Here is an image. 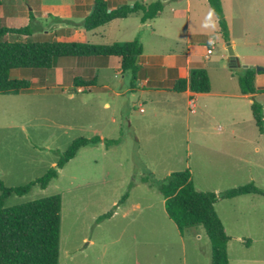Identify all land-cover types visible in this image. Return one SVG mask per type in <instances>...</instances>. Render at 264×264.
Masks as SVG:
<instances>
[{"label":"rangeland","instance_id":"obj_1","mask_svg":"<svg viewBox=\"0 0 264 264\" xmlns=\"http://www.w3.org/2000/svg\"><path fill=\"white\" fill-rule=\"evenodd\" d=\"M1 1L0 26L32 27L30 35L9 33L6 40L85 37L75 31L81 17L61 8L58 0ZM221 1L241 64L263 66L264 0ZM192 3L197 11H208L207 20L215 19L207 0ZM92 33H86L89 41ZM211 38L216 58L221 51L228 53L217 30ZM171 46L163 44L161 50ZM242 69L231 68L227 57L212 68L213 94L197 98L196 113L189 112L181 96L170 101L161 92L126 91L129 78L116 65L96 67L93 58L62 57L48 69L11 70V78L29 79L32 85L17 95H0V180L5 186L41 177L56 164L55 151H65L79 137L98 135L119 142L80 148L45 188L35 185L24 195L12 194L5 206L61 196L58 264H211V245L203 227L180 232L168 217L158 188L143 179L151 174L162 180L171 172L189 169L200 191L218 193L250 182L264 189V133L255 124L251 103L233 98L227 100L226 110L214 94L223 87L219 78L223 73L232 76L238 89ZM77 78L96 81L95 86L80 84L79 89ZM254 99L264 112V90H258ZM234 142L239 150L245 142L248 162L219 154L217 143ZM234 147L233 152L238 150ZM127 191L129 196L121 202ZM215 210L230 237L229 263L264 264V196L221 199ZM110 211L111 216L100 219Z\"/></svg>","mask_w":264,"mask_h":264},{"label":"trees","instance_id":"obj_2","mask_svg":"<svg viewBox=\"0 0 264 264\" xmlns=\"http://www.w3.org/2000/svg\"><path fill=\"white\" fill-rule=\"evenodd\" d=\"M216 15L219 32L222 38L230 41L228 23L224 15L221 0H208ZM2 1L0 0V8ZM164 3L155 0L150 3L135 2L110 9L107 0H93L91 13L79 24L85 30L95 29L113 19L126 18L131 13L141 12V22L145 23L157 17L163 10ZM30 21L34 15L30 13ZM9 33L30 35V23L23 27L0 26V95H17L31 87L29 79H13L10 72L22 68H51L61 57H109L120 58L123 74H128L131 85L138 81L140 65L136 60L143 52L139 38L131 41H116L111 44H92L76 40L54 41H20L6 40ZM255 67L242 69L238 76L241 94L252 99L251 111L260 133H264L263 105L254 99L257 92L255 86ZM89 86L93 81L77 78L76 86ZM172 89L176 92L191 91L207 93L211 90L208 72L204 68H192L186 78H176ZM264 90V89H263ZM99 142L105 145L118 143L119 139L102 138L98 135L74 139L63 151H55L58 155L56 164L50 167L41 177L21 186L7 187L0 180V264H58L61 224V196L59 194L31 200L22 204L6 207L5 201L12 194L24 195L38 185L45 188L59 171L74 158L80 148ZM156 186L164 198L165 211L180 232L196 226H202L211 245V264H230L227 254V243L230 237L225 231L222 220L215 210V204L221 199L258 194L264 196V189L253 182L226 189L222 192L200 191L194 186L189 169L171 172L162 180L151 174L144 178ZM132 184L130 185V187ZM129 196L127 191L123 202ZM112 212L100 217L107 218Z\"/></svg>","mask_w":264,"mask_h":264},{"label":"crops","instance_id":"obj_3","mask_svg":"<svg viewBox=\"0 0 264 264\" xmlns=\"http://www.w3.org/2000/svg\"><path fill=\"white\" fill-rule=\"evenodd\" d=\"M152 1L155 0H107L110 9L125 4L132 6L135 2L150 3ZM161 1L164 3L163 10L152 20L142 23V13L139 12L138 15V12H134L126 18L113 19L92 30H85L77 26L78 28L75 30L76 33H82L85 37L83 40H73L89 42L92 44H111L116 41H131L135 38H139L143 45V52L137 62L140 65L138 81L136 82V85L133 86L131 85L129 75L124 74L126 78H129V86L126 88V91L132 93L139 91L141 94L146 91H153L156 93L161 92L165 94L166 100L170 99V101L175 96H181L186 100L189 112L196 113L197 98L201 95L210 96L213 94L212 84L211 90L207 93H195L189 90L176 92L172 89L174 81L176 78L188 77L189 71L192 68H204L208 72L211 82V69L220 61L225 60L226 57L228 59V53L225 54V52L222 51L219 58H216L215 53L217 46L214 42H211V34L217 30L218 36L223 40V50L227 49V42L222 38L219 32L217 18L215 17V19H211V21H209L210 18L207 20L204 16L208 15V11L205 9V12H200L194 9L192 0ZM58 2L61 8L65 7L69 9V12L73 15L81 17V22L91 13L93 6V0H58ZM172 4H175L176 7H172ZM87 32H93V39L90 41L86 35ZM229 42L235 49V42L233 40H230ZM167 43L172 44L175 48L171 46L167 51H162V45ZM147 49L150 50L149 53L146 51ZM236 55L240 60V56L237 52ZM87 58H93L96 67H110L111 65H116L118 71L123 74L120 65V58L117 56ZM67 60L68 65H70V63H72L71 59ZM71 65H73V63ZM248 66L256 67V65ZM261 67H264V65ZM219 78L223 83V87L214 94L218 98H221L220 102L224 109L230 110V107L227 105V100H232L237 97L247 98L249 102L252 103L250 96L241 94L240 89H237V87L231 83V80L233 79L232 76H226L223 73L222 75H219ZM95 83L96 81L89 86L94 87ZM255 86L257 91L264 89V71L256 72ZM78 87L80 89V86ZM190 101L195 103V110L193 112L190 111ZM140 111L144 112V109L141 107ZM236 143L237 142L230 144L231 146L217 143L216 148L219 154H224V156L227 157L231 156L237 161L248 162L244 153V149L247 147L245 142L241 143L243 148L240 150L235 145ZM233 146H235L234 149L238 148V150H234L235 152L231 151L233 150L231 148ZM250 147L252 146H249V148ZM236 168L238 170L240 169L238 166ZM245 196L248 195L235 198ZM217 214L222 219L218 212Z\"/></svg>","mask_w":264,"mask_h":264},{"label":"water","instance_id":"obj_4","mask_svg":"<svg viewBox=\"0 0 264 264\" xmlns=\"http://www.w3.org/2000/svg\"><path fill=\"white\" fill-rule=\"evenodd\" d=\"M227 51H228V63L231 68H248V65H242L239 58L237 57L233 45L228 41L227 42ZM138 59L136 60V63ZM257 72L264 71V67L257 66L255 67Z\"/></svg>","mask_w":264,"mask_h":264},{"label":"built area","instance_id":"obj_5","mask_svg":"<svg viewBox=\"0 0 264 264\" xmlns=\"http://www.w3.org/2000/svg\"><path fill=\"white\" fill-rule=\"evenodd\" d=\"M189 106H190V111L193 112L195 110V103L193 101H190Z\"/></svg>","mask_w":264,"mask_h":264}]
</instances>
